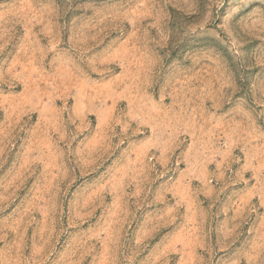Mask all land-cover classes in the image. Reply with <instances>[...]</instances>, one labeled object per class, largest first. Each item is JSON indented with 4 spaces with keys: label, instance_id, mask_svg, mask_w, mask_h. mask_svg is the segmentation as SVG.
<instances>
[{
    "label": "rangeland",
    "instance_id": "obj_1",
    "mask_svg": "<svg viewBox=\"0 0 264 264\" xmlns=\"http://www.w3.org/2000/svg\"><path fill=\"white\" fill-rule=\"evenodd\" d=\"M0 264H264V0H0Z\"/></svg>",
    "mask_w": 264,
    "mask_h": 264
}]
</instances>
